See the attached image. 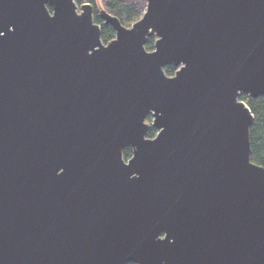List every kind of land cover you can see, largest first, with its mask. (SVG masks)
<instances>
[{
    "label": "water",
    "instance_id": "1",
    "mask_svg": "<svg viewBox=\"0 0 264 264\" xmlns=\"http://www.w3.org/2000/svg\"><path fill=\"white\" fill-rule=\"evenodd\" d=\"M77 1L0 0V264H264V0Z\"/></svg>",
    "mask_w": 264,
    "mask_h": 264
},
{
    "label": "trees",
    "instance_id": "2",
    "mask_svg": "<svg viewBox=\"0 0 264 264\" xmlns=\"http://www.w3.org/2000/svg\"><path fill=\"white\" fill-rule=\"evenodd\" d=\"M90 3H95V0H86ZM82 0H79L81 3ZM107 8L111 13L116 15L120 19L123 25L128 26L133 20L140 16V10L136 5L126 4L121 0H110L107 4ZM95 22L102 27V40L105 43L110 42L115 38V30L112 26L106 25L99 17V12L94 13ZM155 44V37L149 39L146 49L153 50ZM165 72L168 76H174L176 68L167 66ZM241 100L245 101L251 109L255 120L251 128V148H252V160L253 162L264 166V96L257 98H250L246 94L241 95ZM157 131L153 128L150 129L149 137H154ZM125 158L128 159L132 155L131 148H127L124 151ZM132 264V263H128Z\"/></svg>",
    "mask_w": 264,
    "mask_h": 264
},
{
    "label": "rangeland",
    "instance_id": "3",
    "mask_svg": "<svg viewBox=\"0 0 264 264\" xmlns=\"http://www.w3.org/2000/svg\"><path fill=\"white\" fill-rule=\"evenodd\" d=\"M109 1L110 0H95V3H90V2H87L86 0H82L81 3H79V1H77L78 10L79 11L81 10V6L83 4L90 3L94 7V13L96 11L99 12L100 8L106 9L108 12H110L109 9L107 8V4H108ZM121 1H124L126 4H129V5L134 4L140 10V16L137 17L135 20H133L130 25L126 26V27H132V25L134 23L139 21L144 16V14H145V12L147 10V2L145 0H121ZM111 14L114 15L113 13H111ZM114 16H116V15H114ZM105 44H107V43H105ZM148 122L151 124L152 123V118H149Z\"/></svg>",
    "mask_w": 264,
    "mask_h": 264
},
{
    "label": "flooded vegetation",
    "instance_id": "4",
    "mask_svg": "<svg viewBox=\"0 0 264 264\" xmlns=\"http://www.w3.org/2000/svg\"><path fill=\"white\" fill-rule=\"evenodd\" d=\"M155 41H156V38H155ZM176 71H177V69H176ZM176 73V72H175ZM131 151H132V149H131ZM132 156V155H131Z\"/></svg>",
    "mask_w": 264,
    "mask_h": 264
}]
</instances>
